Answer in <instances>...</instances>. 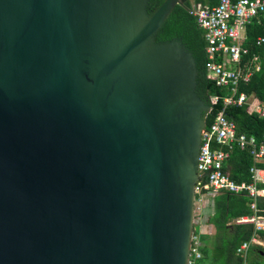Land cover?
Here are the masks:
<instances>
[{
	"label": "water",
	"instance_id": "obj_1",
	"mask_svg": "<svg viewBox=\"0 0 264 264\" xmlns=\"http://www.w3.org/2000/svg\"><path fill=\"white\" fill-rule=\"evenodd\" d=\"M186 0H0V264H186L209 103Z\"/></svg>",
	"mask_w": 264,
	"mask_h": 264
},
{
	"label": "built area",
	"instance_id": "obj_2",
	"mask_svg": "<svg viewBox=\"0 0 264 264\" xmlns=\"http://www.w3.org/2000/svg\"><path fill=\"white\" fill-rule=\"evenodd\" d=\"M188 12L195 17L199 28L203 30L206 41L207 73L214 78V84L225 90V93L209 97V109L221 100V106L214 114L210 124L204 125L200 132V145L197 157V178L194 182V215L201 213L204 206L213 203L215 194L221 191L239 194L245 192L251 199V215L237 217V224H252L254 232L250 238L242 240L235 248L240 258L236 264H248L247 255L257 242L258 232L264 230V215L259 214L257 200L264 193L258 184H264V167L258 166L264 157V144L257 142L253 135L236 133V124L225 114L228 106H240L251 103V96L239 89L242 83L248 82L260 66L257 56L247 60L248 48L244 46L246 26L259 15H264V0H216L215 4L193 3ZM264 43L263 36L255 38V45ZM253 112L264 117V104H253ZM236 144L245 149L252 157L249 168V182H236L222 169L229 156L227 149L214 147L213 144L231 148ZM201 245L197 234L192 232L186 264H196L201 257Z\"/></svg>",
	"mask_w": 264,
	"mask_h": 264
},
{
	"label": "trees",
	"instance_id": "obj_3",
	"mask_svg": "<svg viewBox=\"0 0 264 264\" xmlns=\"http://www.w3.org/2000/svg\"><path fill=\"white\" fill-rule=\"evenodd\" d=\"M162 0H151L153 6H157ZM215 4L216 0H186L185 6L176 4L164 21L158 34L159 39L180 37L186 47L192 52L198 75L196 78V92L209 103L211 95L225 93L223 88L214 84V78L210 76L205 68L207 55L205 52L206 41L203 30L198 27L195 17L188 12L193 3ZM257 36L264 37V17L253 19L246 26V38L244 46L248 48L245 59H251L256 55L260 68L253 73L251 79L239 86L241 91L251 96V103L240 106H228L225 114L236 124V133L253 135L257 142L264 144V117L253 112V104H264V43L255 45ZM221 106V100L212 106L207 114L205 124L211 123L214 114ZM229 151V156L223 163V170L236 182H249L251 180L249 168L253 160L249 152L240 149L235 143L228 148L223 145L213 144ZM258 166L264 167V157L257 162ZM258 187H264L259 183ZM251 199L245 192L239 194L226 191L218 192L213 197V211L207 218V223L213 226L212 235L200 234L201 245L199 247L201 257L196 264H236L240 258L235 254L236 246L245 239L251 237L254 232L252 224H237L234 220L242 215H251L249 206ZM259 214L264 215V197L257 200ZM259 237H264V231L259 232ZM248 264H264V247L254 244L249 252Z\"/></svg>",
	"mask_w": 264,
	"mask_h": 264
},
{
	"label": "rangeland",
	"instance_id": "obj_4",
	"mask_svg": "<svg viewBox=\"0 0 264 264\" xmlns=\"http://www.w3.org/2000/svg\"><path fill=\"white\" fill-rule=\"evenodd\" d=\"M211 226L207 224V209L205 206L201 213H195L193 218V233L195 234H203V235H212L213 230L211 231ZM211 231L210 234H208ZM263 244V243H262ZM264 247V244L262 245Z\"/></svg>",
	"mask_w": 264,
	"mask_h": 264
},
{
	"label": "crops",
	"instance_id": "obj_5",
	"mask_svg": "<svg viewBox=\"0 0 264 264\" xmlns=\"http://www.w3.org/2000/svg\"><path fill=\"white\" fill-rule=\"evenodd\" d=\"M260 17H264V15H259L257 18H255V19H258V18H260ZM263 190H264V187H261ZM261 197H264V193L261 195ZM208 200V204L205 206V209H207V218H208V216L212 213V211H213V203L211 204L210 203V201H209V198L207 199ZM208 224V223H207ZM212 228H211V231L213 230L214 231V229H213V226L211 225V224H209ZM211 231L208 233V234H210L211 233ZM264 231V230H263ZM258 234H259V232H258ZM198 235V237H199V235H200V233H198L197 234ZM199 239H200V237H199ZM264 244V237H262V238H260L259 237V235H258V239H257V242L255 243V244H260L261 246ZM254 245V244H253ZM252 245V246H253ZM252 246H251V248H252ZM251 248H250V250H251ZM250 250H249V252H250ZM249 252H248V255H247V263H248V257H249Z\"/></svg>",
	"mask_w": 264,
	"mask_h": 264
}]
</instances>
